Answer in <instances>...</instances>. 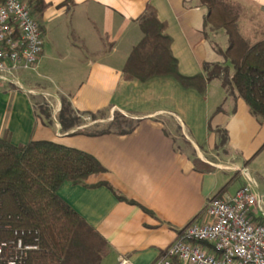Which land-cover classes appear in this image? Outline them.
Segmentation results:
<instances>
[{"label": "crops", "instance_id": "crops-1", "mask_svg": "<svg viewBox=\"0 0 264 264\" xmlns=\"http://www.w3.org/2000/svg\"><path fill=\"white\" fill-rule=\"evenodd\" d=\"M222 1L238 15V32L245 40L264 34V0ZM44 3L47 7L38 19L44 44L50 30L54 35L62 23L65 40L72 33L71 40L83 51L74 54L78 83L68 103L77 116L104 111L106 116L97 119L104 120L110 132L89 136L82 131L87 124L79 121L63 130L56 119L61 98L42 89L31 76H18L21 82L14 89L0 83V137L7 133L14 146L33 139L86 152L106 169L86 184L105 182L135 203L119 201L106 187L63 184L58 190L60 198L108 243L102 264H116L119 259L152 264L184 228L202 218L210 200L234 195L247 178L264 196V120L255 118L220 81L212 92L208 83L205 94L199 95L182 89L172 78L140 83L122 77L125 61L141 38L138 20L147 9L166 24L180 74L195 76L203 73L204 64L225 63L227 38L204 26L207 10L197 0ZM45 58L43 45L36 72ZM44 93L50 98L53 122L49 114L40 116L36 111L37 97ZM115 114L132 121L133 129L112 130ZM99 123L92 120L94 127Z\"/></svg>", "mask_w": 264, "mask_h": 264}, {"label": "trees", "instance_id": "trees-1", "mask_svg": "<svg viewBox=\"0 0 264 264\" xmlns=\"http://www.w3.org/2000/svg\"><path fill=\"white\" fill-rule=\"evenodd\" d=\"M24 1L43 33L38 19L47 5L44 0ZM197 1L207 10L204 26L212 32H223L227 38V48L222 53L225 63L204 64L203 73L195 76L180 74L170 50L166 24L158 20L155 11L147 9L138 20L141 38L125 61L123 79L146 83L172 78L182 89L199 95L205 94L211 80L218 79L222 88L241 99L255 118L264 120V38L249 44L238 32V15L228 11L224 1ZM61 105L58 121L67 131L78 122L66 116L73 112L71 105L65 101ZM90 117L97 120L95 115ZM117 117L124 119L115 114L112 126ZM132 129L116 131L127 133ZM109 132L105 129L88 135ZM221 134V143L225 144L226 134ZM105 172L92 155L81 150L33 139L14 146L7 133L0 137V242L20 240L24 246L32 247L17 264H102L109 253L108 243L60 198L58 190L63 184L106 187L119 201L135 204L105 182L86 184ZM253 221L264 224V220ZM171 262L182 264L177 259Z\"/></svg>", "mask_w": 264, "mask_h": 264}, {"label": "built area", "instance_id": "built-area-1", "mask_svg": "<svg viewBox=\"0 0 264 264\" xmlns=\"http://www.w3.org/2000/svg\"><path fill=\"white\" fill-rule=\"evenodd\" d=\"M44 35L23 0L0 1V82L16 87L20 72H35ZM244 172V171H243ZM246 173V172H244ZM200 219L152 264H264V196L250 178L234 195L210 200ZM210 247L211 250H208ZM20 240L0 242V264H17L27 250ZM116 264H131L119 259Z\"/></svg>", "mask_w": 264, "mask_h": 264}, {"label": "rangeland", "instance_id": "rangeland-1", "mask_svg": "<svg viewBox=\"0 0 264 264\" xmlns=\"http://www.w3.org/2000/svg\"><path fill=\"white\" fill-rule=\"evenodd\" d=\"M60 27L57 28V34L56 32L54 35L51 33H48V36L45 39L44 49L45 54L48 55V58L43 61V66H39L40 68L36 72H20L19 77L27 78L28 76H31L36 83H38L42 89L49 90L50 92H54L56 95H58L61 99V104L63 101L65 103H68L70 101L69 94H71L74 91L75 86L77 85V76L75 74V57L74 54L77 52L83 53L81 47L75 43L74 39L71 40V37H73V34L70 33L68 37L70 38L69 41L65 40V31H63V24H59ZM55 41L56 46L52 43V39ZM264 38V34L260 35L259 37H254L252 39L246 40L249 44H253L256 41ZM72 43V44H70ZM75 45V47H74ZM21 81L18 80L17 85L19 86V83ZM27 82V80H26ZM1 83V82H0ZM6 84V83H5ZM9 88L14 89L16 86L13 84H6ZM219 85V80L214 79L209 82V90L212 92L214 89H216ZM39 88L40 90H42ZM50 98L47 94H43V97H37V106L36 111L40 116H45V114H49L52 121V107L50 105V101H48ZM70 103V102H69ZM69 119L74 118L77 120V122H82L83 124H87V128L84 127L82 131H85L86 133H94L99 132L105 129H108L106 126V122L102 119H97L95 122H100L99 124H96V126H92V118L89 115H79L77 116L74 112L67 113ZM106 116V113L103 111L101 113H98L95 115L96 118L104 117ZM115 116V115H114ZM113 116V117H114ZM45 119H48L45 117ZM58 121V117H56ZM50 120V119H49ZM126 120V119H125ZM59 122V121H58ZM114 126L111 128L112 130H115L119 127L120 129H128L130 126H132V121L126 120L124 122V119L117 117V119L113 122ZM125 124V125H124ZM90 125V126H88ZM118 130V129H117Z\"/></svg>", "mask_w": 264, "mask_h": 264}]
</instances>
